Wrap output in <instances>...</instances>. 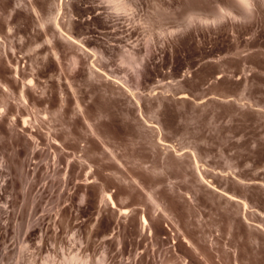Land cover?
Here are the masks:
<instances>
[{"label":"rangeland","instance_id":"1","mask_svg":"<svg viewBox=\"0 0 264 264\" xmlns=\"http://www.w3.org/2000/svg\"><path fill=\"white\" fill-rule=\"evenodd\" d=\"M0 264H264V0H0Z\"/></svg>","mask_w":264,"mask_h":264},{"label":"bare ground","instance_id":"2","mask_svg":"<svg viewBox=\"0 0 264 264\" xmlns=\"http://www.w3.org/2000/svg\"><path fill=\"white\" fill-rule=\"evenodd\" d=\"M106 194H107V193H106ZM226 194H227V193H226ZM107 196H108V199H109V200L112 202V204L114 205V199H113L112 194L108 192ZM228 196H230V197H229L230 199L233 198L234 200L237 199L238 201H240V199L237 198V196H233L231 193H230V194L228 193ZM245 205H246V203H245ZM143 222H144V223H147V218H146V217L143 218Z\"/></svg>","mask_w":264,"mask_h":264}]
</instances>
